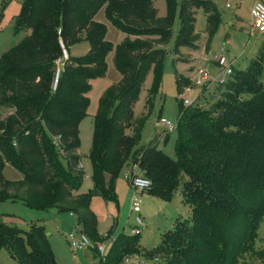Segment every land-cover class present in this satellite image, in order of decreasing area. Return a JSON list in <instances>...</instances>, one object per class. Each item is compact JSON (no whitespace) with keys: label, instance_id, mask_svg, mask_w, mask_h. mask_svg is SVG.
Returning <instances> with one entry per match:
<instances>
[{"label":"trees","instance_id":"1","mask_svg":"<svg viewBox=\"0 0 264 264\" xmlns=\"http://www.w3.org/2000/svg\"><path fill=\"white\" fill-rule=\"evenodd\" d=\"M165 2L166 14L160 16L153 0H21L17 24L29 35L0 57V106L6 108L0 119V202H21L47 213L73 212L80 230L98 240L92 194L116 201L113 183L124 167L135 164L151 182L146 192L165 201L185 173L180 195L190 207V219H177L145 255L155 264H162L166 252L170 257L163 264H239L264 213V40L245 69L234 68L225 83L215 85L228 97L219 95L209 106L181 101L175 159L156 147L158 137L138 146L145 113L161 83L164 45L173 33L177 0ZM102 6L110 21L132 38L115 47L113 62L121 78L109 88L94 119L88 154L94 190L78 193L86 174L79 167V123L89 106L90 80L105 74L112 49L105 26L94 18ZM196 7L207 14L206 45L221 21L212 0H179L175 49L181 43L198 48ZM81 40L88 41L89 49L74 56L71 47ZM150 71L146 112L134 116ZM175 82L181 93L185 83L179 73ZM106 101H114L109 112ZM8 160L21 179L3 176ZM136 234L120 232L100 264L120 258L126 238L140 241ZM3 248L15 264H57L42 225L24 231L0 217Z\"/></svg>","mask_w":264,"mask_h":264},{"label":"rangeland","instance_id":"2","mask_svg":"<svg viewBox=\"0 0 264 264\" xmlns=\"http://www.w3.org/2000/svg\"><path fill=\"white\" fill-rule=\"evenodd\" d=\"M212 1L216 5L221 21L211 34L208 44L206 45L208 36L205 32L207 14L201 7H196L194 30L199 34L196 42L198 48L181 43L175 49V41L180 27L179 0H177L173 16V33L170 40L164 45L165 62L162 79L155 92L153 106L149 112L145 111L146 97L153 85V72L150 71L138 92L133 107L134 116L146 112L144 124L137 140L138 146L147 145L158 137L156 147L172 159L176 158V127L182 98L209 106L219 95L228 97L226 93L222 92V88L215 86L216 83L205 84L214 80L220 71L217 64L211 60L212 54L224 48L225 55L229 61L233 62L234 68L243 70L248 66L250 59L257 54L264 40L263 34L256 30L250 31V9L253 0ZM153 5L158 10V15L166 14L165 0H153ZM20 9L21 0H9L5 4H2L0 0V57L29 35L28 29L18 27L17 16ZM94 18L105 26V39L112 44V49L106 55L105 74L90 80L91 88L87 93L89 106L86 115L79 123L80 163L82 169L89 176L92 174V168L88 154L92 144L94 119L109 88L121 78V74L113 62L115 47L127 38H132L110 21L106 15L105 6L98 10ZM88 49V41L81 40L71 47V54L80 56L85 54ZM261 70V82L264 86V58ZM200 71L208 73V81L198 84L197 80L201 76ZM176 73L180 74L181 80L185 83L181 93L176 88ZM186 88H191V90L187 91ZM210 100L211 102L207 103ZM113 103L114 101H106L105 108L108 112ZM5 112L6 108L0 106V119L4 117ZM164 120L174 125L175 129L168 131L163 123ZM62 164L66 166L65 161ZM131 171V166H126L121 175L115 179L113 184L116 201L105 200L101 195L93 192L90 209L97 219L98 240L90 237L91 246L83 251L74 252L67 241L69 233L80 229L75 216H69L68 212L47 213L30 208L21 202L5 200L0 202V217L4 222L14 224L24 231L30 230L33 224L42 225L57 264H100V258L107 253L112 240L120 232L131 235L132 229L136 228L138 232L135 234L139 233L140 241L134 242L131 238H126L129 240L125 241V245L120 251V258L110 264H155L152 258H147L146 251L159 244L164 232L172 229L177 219H190V207L180 195L186 174H180L177 189L168 201L152 197L146 191L141 193L142 202L138 207L141 224H138L135 213L130 210L133 190L128 180L124 178V174L131 173ZM3 176L9 180H19L22 174L8 160L4 164ZM88 190H94L90 177L81 182L77 192ZM257 229V234L240 257L239 264H264V213ZM97 245L104 247L102 255L96 250ZM169 257V253L163 254L161 263L163 264ZM126 258H129L130 261L126 262ZM0 264H14L11 255L5 248L0 250Z\"/></svg>","mask_w":264,"mask_h":264},{"label":"built area","instance_id":"3","mask_svg":"<svg viewBox=\"0 0 264 264\" xmlns=\"http://www.w3.org/2000/svg\"><path fill=\"white\" fill-rule=\"evenodd\" d=\"M226 6L228 7L229 5L227 4ZM249 26H250L251 32L253 30H256L257 32L264 35V0H253L251 9H250ZM67 57H68V54L66 50H63V58L67 59ZM211 60H213V62L217 64L220 71L214 80H212L211 82L205 83V84L216 83V85H219V84L225 83L230 78V75L232 74L234 70V66L232 64L233 62L229 61L225 55V49L221 48L218 52H215L214 54H212ZM200 74L201 76H200V79L197 80V83L201 84V83L207 82L208 73L200 71ZM58 78H59V68L57 69L55 73V77L53 81V88L56 87ZM186 90L190 91L191 88H186ZM182 103L183 105H190L193 103V101L183 97ZM163 123L166 125V128L168 131H172L175 129V126L172 125L170 122L164 120ZM79 167L81 168V164H79ZM131 169H132L131 173L124 174V178L128 180L133 190L130 210L131 212L135 213L136 222L138 224H141V219L139 218V212H138V207L140 206L142 202L140 195L142 192L148 189L151 182L148 178H146L145 176L139 173L137 166L135 164L131 165ZM88 177L89 175L85 174L84 179H87ZM69 214L70 216L73 215L72 212H70ZM135 232H138V229L133 228L132 234ZM67 241L74 252L83 251L87 247L91 246V240L80 229L75 232L69 233L67 235ZM96 250L101 255L104 253V247L101 245H97ZM128 259L127 258L125 259L126 262L129 261Z\"/></svg>","mask_w":264,"mask_h":264},{"label":"crops","instance_id":"4","mask_svg":"<svg viewBox=\"0 0 264 264\" xmlns=\"http://www.w3.org/2000/svg\"><path fill=\"white\" fill-rule=\"evenodd\" d=\"M81 164V163H80ZM81 168H82V166H81ZM90 177V176H89ZM22 178V177H21ZM68 213H70V212H68ZM73 213V212H72ZM69 216H70V214H69ZM73 216H75L74 214L73 215H71V217H73ZM128 259V258H127ZM129 260V259H128ZM14 261V260H13ZM126 261V260H125ZM130 261V260H129ZM128 261V262H129ZM15 264V263H14Z\"/></svg>","mask_w":264,"mask_h":264},{"label":"water","instance_id":"5","mask_svg":"<svg viewBox=\"0 0 264 264\" xmlns=\"http://www.w3.org/2000/svg\"><path fill=\"white\" fill-rule=\"evenodd\" d=\"M11 258L13 259V256L11 255Z\"/></svg>","mask_w":264,"mask_h":264}]
</instances>
